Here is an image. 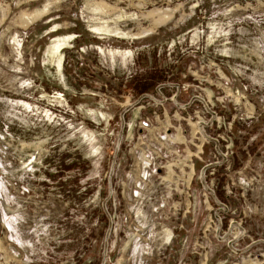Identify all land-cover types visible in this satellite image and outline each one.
<instances>
[{"label":"rangeland","instance_id":"1","mask_svg":"<svg viewBox=\"0 0 264 264\" xmlns=\"http://www.w3.org/2000/svg\"><path fill=\"white\" fill-rule=\"evenodd\" d=\"M0 264H264V0H0Z\"/></svg>","mask_w":264,"mask_h":264},{"label":"trees","instance_id":"2","mask_svg":"<svg viewBox=\"0 0 264 264\" xmlns=\"http://www.w3.org/2000/svg\"><path fill=\"white\" fill-rule=\"evenodd\" d=\"M167 77L165 75H159L157 71L149 72V74L140 79L135 84V91L138 96L148 93L151 89L155 88L160 83L164 82Z\"/></svg>","mask_w":264,"mask_h":264},{"label":"bare ground","instance_id":"3","mask_svg":"<svg viewBox=\"0 0 264 264\" xmlns=\"http://www.w3.org/2000/svg\"><path fill=\"white\" fill-rule=\"evenodd\" d=\"M57 50V49H56ZM58 66L60 67V62L58 63Z\"/></svg>","mask_w":264,"mask_h":264}]
</instances>
